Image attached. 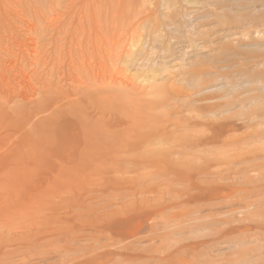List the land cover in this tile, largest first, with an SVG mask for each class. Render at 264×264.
I'll return each mask as SVG.
<instances>
[{"label": "rangeland", "instance_id": "obj_1", "mask_svg": "<svg viewBox=\"0 0 264 264\" xmlns=\"http://www.w3.org/2000/svg\"><path fill=\"white\" fill-rule=\"evenodd\" d=\"M227 1L0 0V264L81 261L79 252L63 258L52 253L59 245L52 239L61 233L82 232L83 218L78 214L93 202L88 196L98 191L106 195L118 182H124V187L115 192L132 193L133 187L125 184L133 181L134 175L149 174L147 163L154 151L177 146L181 139L204 132L193 126V131L181 132L185 120L198 117L202 122H214L216 131L230 117L225 123L234 128L225 135L242 133L238 127L245 122V115L264 103L252 102L214 116L200 109L202 103L195 102L199 98L191 97L194 84L183 81L185 71H213L214 66H230V60V69L224 68L223 73L245 67L264 72L263 66L256 65L264 52L255 55L253 48L251 52L245 48L239 50V60L226 48L227 32L212 13L220 15L216 9L219 3L235 2ZM258 7L255 4L245 13L257 16ZM189 36L197 47L189 44ZM259 39L264 40V36ZM221 55L224 59L220 60ZM177 83L185 84L179 97H186L165 98L166 90ZM182 99L184 102L178 101ZM208 101L223 104L225 100ZM161 137L165 139L159 144L153 140ZM137 163L143 165L135 168ZM128 200H119L109 209L117 206L123 212L128 208L133 211L122 212L106 229L113 234L115 245L120 238L123 244H133L148 235L150 221L144 213L133 210L132 197ZM140 225L146 228L136 237L130 235ZM254 231L245 233L244 245L221 243L210 256L214 260L221 254L234 258L236 250L243 249L256 260L246 253L244 261L239 259L242 264H263L264 233L255 235ZM88 232L94 233L85 229L82 233ZM232 234L229 237L238 233ZM48 243L51 245L45 246ZM86 243L79 239L76 245ZM172 244L176 243L168 242L165 247L171 250ZM149 245L159 242L142 239L134 243L139 250ZM45 251L50 253L44 255ZM111 258L113 262L118 256L105 258L102 264H110L107 260ZM123 258L133 260L126 255ZM239 260L233 264H241Z\"/></svg>", "mask_w": 264, "mask_h": 264}, {"label": "bare ground", "instance_id": "obj_2", "mask_svg": "<svg viewBox=\"0 0 264 264\" xmlns=\"http://www.w3.org/2000/svg\"><path fill=\"white\" fill-rule=\"evenodd\" d=\"M224 3L222 5L219 3L218 7L215 6L216 9L218 8L217 11H221V13L219 12L220 15L216 11L210 13L219 21V26L224 27L223 29L227 32L226 37L229 42H226L225 46L231 52H234L233 58L242 55L239 50L243 51L245 48L248 50L253 48V54L264 52V40L259 39L260 35L264 36V0H235L234 3L232 2L233 5ZM255 4H259L258 8L260 9L257 16L245 13V10L250 7L254 8ZM232 12L237 14L240 12L241 15H235ZM242 12L245 14L242 15ZM208 15L211 14L208 13ZM205 21H209V19ZM216 26L214 25V27ZM218 28L216 27L217 30ZM206 31L204 30V32ZM210 32L208 33L211 35ZM201 33L202 31L200 35H203L202 38L205 40L204 34ZM209 34L206 37H209ZM214 34H217V32ZM190 37L189 39L186 38L187 41L190 40L189 44L193 46L196 43L193 44ZM222 37L224 38V36ZM219 43V48L222 49L224 44ZM208 45L211 46L209 43ZM195 46L197 47V45ZM223 48L226 53L227 49ZM249 52L251 51L249 50ZM249 54L251 55V53ZM249 54L245 56H249ZM230 55L231 58L232 54ZM239 57L240 60L242 56ZM221 58L224 59L223 55H221L220 60ZM259 60L260 63H257L260 65L256 63L258 68L260 66L264 67V57H260ZM221 62L223 64L226 61ZM231 62L232 60H230V66L227 67L222 65L216 67L213 64L214 67L211 68L213 71L199 69L191 73L190 69H187L191 74H187V71H185L186 77L183 81L185 83L192 82L195 87H191L195 93L190 96L199 98L195 102L202 103L200 109L208 111L211 115L214 114L215 116L219 111L229 112L236 107L245 108L252 102L264 103L263 70L258 71L256 68L254 71H250L245 67L243 69L238 68L236 71L233 70L232 74L223 73L224 68L225 70L226 68L230 69ZM243 62L242 67L247 61L245 60L244 64ZM239 63L237 64L240 65ZM253 64L255 65V63ZM251 67L253 66L251 65ZM190 68L192 69V67ZM178 84H171L169 90L165 92V98L186 97H179L185 84L181 83V86ZM186 87L188 88V86ZM209 99L225 101H222L223 104H221L214 101L209 102ZM178 101L184 102V99ZM177 114L180 113L177 112ZM199 118L201 117L199 116ZM197 119L198 117H193L185 120L186 126L181 132L193 131L191 126L195 129L201 127L204 132L186 140L181 139L177 146L160 148L153 153L151 152L152 155L147 163L149 164L148 168L151 169L149 174L143 177H141L142 174L140 177L137 175V178L134 175L133 181L125 184V187L129 189L133 187L132 193L115 192L118 187H124V182H118L112 186L109 192L105 193L106 195L103 191H98L95 195L88 196V200H93V202L88 204L85 212L78 214V217L83 218L82 228L79 232H83L85 229L94 233L81 232L75 235L72 232H67L65 236L61 233L54 240L52 239L59 245L51 252L61 258L76 254V252L81 253L83 256L81 261H75L77 258H73L63 262V264H102L103 259L114 256H118V258L113 259V262L111 258L107 262H110V264H151L152 262L156 264H216L220 261L222 264H233L234 261L237 263V260L241 257L243 259L246 253L249 255L248 250L245 249L248 252H243V249H240L234 251V258L229 256L230 259L226 254L219 255L218 259L215 260L210 256L212 252L214 253V248L221 243L243 242L242 245H244L245 233H248L252 228H255V235L264 233V105L257 106L247 113L243 118L245 122L238 127L242 129V133H230V135L232 134L230 137L229 134L225 135V133L234 127L225 123L228 121L227 119L223 124L216 125V131H214V122H202ZM177 129L176 127L172 131V135L170 134L171 139ZM164 139L161 137L153 140L159 144ZM114 164L118 166V164ZM126 164L128 165V163ZM137 165H135V168L141 167L143 163H137ZM134 173L138 172L134 171ZM131 197L133 198V210L144 213L145 218L150 221L147 226L148 235L135 241L142 239L152 242L158 241L159 245H149V247L139 250L134 246L135 241H133V244L131 241L123 244V239L120 238L116 245L113 243V234L106 231V229L121 217L123 211L120 208L117 209V206L115 207L116 210L109 209L113 205H117L119 200H128ZM127 210L123 213L133 212L130 211L131 208ZM144 228L146 227L140 225L130 235L136 237ZM201 231L206 233L194 235ZM241 231L245 232L240 233ZM186 233H189V236H183ZM232 233L238 234L231 237ZM229 235L231 236L229 237ZM79 239L88 243L79 247L76 245ZM168 242L176 243L175 245L172 244L173 249L169 250L165 247ZM50 243L45 246L51 245ZM257 246L259 245H256L255 250ZM197 248H202V251L198 252ZM48 253L50 252L45 251L44 255ZM125 255L133 260L121 259ZM182 255L183 257H181ZM251 256L252 258L249 255L253 259L254 255ZM155 257L157 258L155 259ZM240 261L242 264V260L238 262Z\"/></svg>", "mask_w": 264, "mask_h": 264}]
</instances>
